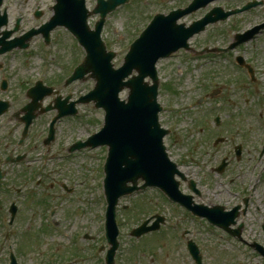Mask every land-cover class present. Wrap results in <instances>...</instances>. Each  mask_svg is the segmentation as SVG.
Wrapping results in <instances>:
<instances>
[{"label":"rangeland","instance_id":"374dc122","mask_svg":"<svg viewBox=\"0 0 264 264\" xmlns=\"http://www.w3.org/2000/svg\"><path fill=\"white\" fill-rule=\"evenodd\" d=\"M247 1H220L217 5L221 3L226 8L240 7ZM145 2L130 1L131 7L115 14L107 24L103 39L108 49L117 53L113 61L116 68L122 65L129 46L146 27L154 11L167 14L178 6L188 5L191 0ZM24 3V0H6L12 23L9 29L19 16L24 17L23 31L39 27L50 19L53 0H31L27 5ZM37 4L44 12L39 20L34 18ZM261 7L208 28L205 34L192 41L193 49L199 52L205 45L226 46L236 33L262 22L264 9ZM207 10L209 9L188 16L184 22L199 19ZM70 37L64 30L57 29L53 45L45 53L42 50L46 49V45L43 44L42 37H38L33 40L30 54L26 51H14L0 58V65L3 66L0 79L4 75L11 82L10 92H0V97L11 103L10 111L0 121V155L11 152L20 139L21 125L14 115L29 103L24 93L27 87L33 85L31 81L42 79L48 86L54 83L52 87L59 95H71L73 101L93 90V80L75 82L64 87L66 79L73 72L75 61L79 60L80 63L85 57L83 49ZM238 54L255 64L258 69L255 82L244 81L241 73L232 64V57ZM187 55L186 52H181L177 57L160 63L163 83L159 101L164 107L161 123L165 128L174 131L167 137L165 144L175 161L181 163L182 160L194 159V163L184 165V171L191 176L199 175L201 179L204 200L202 198L196 201H212L230 209L240 199L226 193L221 184L237 193H240L241 185L234 179V164H230L222 175L213 173L222 157L232 152L229 142L214 146V141L224 137L227 132H239L235 131L239 125L240 134L247 139L245 160L252 161L257 158L255 150L263 136L256 116L264 115V34L227 57L208 54L188 60ZM216 90L219 94L210 98L209 95ZM54 99L55 96L46 98L43 105H54ZM201 99H205L204 104L200 103ZM247 103L249 110L246 109ZM77 110V117L64 118L58 123L56 141L50 145V150L44 146L43 141L47 136V121L51 113L39 118L33 125L32 134L23 150L13 153V156L24 154L26 159L18 165H9L4 169L6 178L0 182V232L1 218L9 216L8 209L14 201L19 207V215L15 227L11 229L9 241L16 243L17 248L21 247L23 264H69L71 261H75L72 264H100V256L94 257L93 251L103 238L100 214L104 203L103 165L107 149L84 150L73 155H69L67 151L76 141H85L93 133L99 132L103 127L105 114L103 110H96L93 104L79 105ZM216 117H220L222 121L220 127L215 124ZM202 123L205 125H201ZM14 126L19 128L12 136L10 133ZM230 127L232 128L229 129ZM181 130L186 135L185 143L176 134ZM206 138L207 144L201 145ZM203 148L208 149L210 154L204 153ZM207 164L209 165L206 166ZM63 185L69 190L72 189L73 193L64 191ZM214 191L217 193L215 196L212 195ZM144 194L142 198L146 204L140 205H147V210L142 215L135 209L134 198L122 200V207L126 206L130 212L125 213L124 208H120V224L123 232L128 233L153 211H158L165 217L166 228L164 227L160 234L162 238L157 242L160 247L154 259L155 264L176 263L179 251L184 252V245L176 239V235L183 234V229L193 231L189 236L191 239L197 237L195 242L200 247L205 264H249L248 260H252L254 264H262L259 257L256 259L246 254L250 253L246 246L240 247L246 250L244 252L230 245L225 239L213 236L208 231L217 229L206 222H200V228L190 218L183 216L176 205L170 203V210L165 199L161 195L158 197L155 191L149 190ZM259 194L264 199V183L260 184ZM140 200L141 198L137 201ZM84 235H89V240H84ZM165 237L170 238L166 240ZM158 238V234L145 237L141 240V245L153 244ZM130 239L132 238L122 237L123 242H129ZM77 240L81 244L80 248L84 246V253L74 251L73 244ZM151 259L153 258L149 256L140 258L139 261L150 264ZM0 264H5L1 255Z\"/></svg>","mask_w":264,"mask_h":264},{"label":"water","instance_id":"95a60500","mask_svg":"<svg viewBox=\"0 0 264 264\" xmlns=\"http://www.w3.org/2000/svg\"><path fill=\"white\" fill-rule=\"evenodd\" d=\"M59 1V15L67 14V0ZM76 13V8H73V14ZM62 17H59L55 25H65L71 29L88 52V57L76 76L93 73L98 84L91 94V99L97 103L98 108L102 107L106 111V127L100 137L103 139L102 143L111 148L106 166V188L110 201L113 202L120 195L136 190L138 179L146 182L144 188L158 186L170 189L175 184L176 169L167 161L165 149L161 144L164 134L158 125V86L149 87L144 81L154 73L150 70L157 58L168 54L167 45L185 43L188 37L174 30L171 20H160L159 30L156 28L151 34L152 41H148L144 35L138 49H133L125 66L116 72L111 66L113 56L105 53V48L96 35L89 31L86 20L82 19L80 23L76 21L77 17ZM159 40L166 44V48H158ZM134 71L138 76H133L125 82ZM125 89H129L130 93L127 101L122 102L119 94ZM129 183L134 187H129ZM111 195L114 198L111 199ZM113 215L114 211L111 212V220Z\"/></svg>","mask_w":264,"mask_h":264},{"label":"flooded vegetation","instance_id":"af4514ba","mask_svg":"<svg viewBox=\"0 0 264 264\" xmlns=\"http://www.w3.org/2000/svg\"><path fill=\"white\" fill-rule=\"evenodd\" d=\"M238 176L239 179L243 180V182L249 186V190L252 192V194L244 197L242 204H240L242 208L240 211V217L238 219L239 221L237 220L236 227H233V230H236V236H233L232 234L217 227L216 228L219 229V231H223V233L229 238H232L233 240L238 239L236 240L237 245L246 246L249 248L247 250H250L254 254H256L255 250L262 251L264 253V199H262L259 194L260 184L264 183V164L260 162L243 161V168ZM252 195L256 196L255 200L251 199ZM246 198L248 199L247 201H245ZM199 219L206 222V220L203 218ZM238 234L239 236H237ZM150 235L153 234L145 235L141 238H135L134 236L130 235L129 237L132 239H130L129 242L119 241V247L115 255V264H145L142 261H139V259L149 256L153 258L150 260V264H155L154 259L157 256V250L159 249L158 247H160L157 242L162 237L159 235V238L155 241L156 244L153 243L141 245V240ZM165 238L166 240H169L170 237ZM191 241L195 243L193 240H189L188 243ZM195 244L198 245L197 243ZM183 247L184 252L176 250L179 251V253L177 255L176 263L173 264H196L192 258V255L189 254L190 252L187 250V246ZM106 255L107 251L104 244L100 248L101 264H106ZM258 255L264 261V255L260 253ZM201 256L204 261V256L202 253Z\"/></svg>","mask_w":264,"mask_h":264}]
</instances>
